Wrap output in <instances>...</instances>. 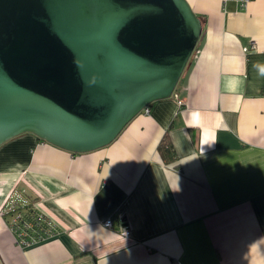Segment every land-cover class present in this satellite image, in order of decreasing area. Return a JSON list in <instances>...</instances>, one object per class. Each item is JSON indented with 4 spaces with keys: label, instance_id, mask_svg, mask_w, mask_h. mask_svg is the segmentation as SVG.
Listing matches in <instances>:
<instances>
[{
    "label": "crops",
    "instance_id": "1",
    "mask_svg": "<svg viewBox=\"0 0 264 264\" xmlns=\"http://www.w3.org/2000/svg\"><path fill=\"white\" fill-rule=\"evenodd\" d=\"M187 1L203 38L171 98L90 153L0 147V209L19 188L52 226L22 245L0 216L1 264H264V0Z\"/></svg>",
    "mask_w": 264,
    "mask_h": 264
},
{
    "label": "water",
    "instance_id": "2",
    "mask_svg": "<svg viewBox=\"0 0 264 264\" xmlns=\"http://www.w3.org/2000/svg\"><path fill=\"white\" fill-rule=\"evenodd\" d=\"M202 38L187 0H0V147L109 146L174 95Z\"/></svg>",
    "mask_w": 264,
    "mask_h": 264
},
{
    "label": "trees",
    "instance_id": "3",
    "mask_svg": "<svg viewBox=\"0 0 264 264\" xmlns=\"http://www.w3.org/2000/svg\"><path fill=\"white\" fill-rule=\"evenodd\" d=\"M158 151L165 163H172L176 160V152L173 147V144L169 139L168 134H166L163 140L161 141L158 147ZM15 191L21 193L24 196L25 200L29 201L28 205H20L19 208L16 210V214L19 213L23 217L20 224L23 226L26 222L32 221L38 225L35 229L27 233V235L25 236V240L29 243H33V239H38L37 241H39L46 237H49V233L46 234V230L48 228L46 220H44V218L41 217L40 214L33 207V204L36 202V200H32L28 195H26L25 191L19 188H16ZM13 216H15V212H9L3 217H10V219L12 220ZM10 219L9 223H11ZM20 224L18 225V227L20 226ZM15 236L17 238V241L21 242V240L16 234Z\"/></svg>",
    "mask_w": 264,
    "mask_h": 264
},
{
    "label": "built area",
    "instance_id": "4",
    "mask_svg": "<svg viewBox=\"0 0 264 264\" xmlns=\"http://www.w3.org/2000/svg\"><path fill=\"white\" fill-rule=\"evenodd\" d=\"M235 2H237L241 7H246L247 4L250 2V0H233ZM146 112H148V109L144 110ZM29 201L25 200L24 196L21 193H18L17 191H15V189H13L9 195L6 198L5 204L3 205V207L0 209V216H4L5 214L9 213V212H15V216H13L12 222H11V229L14 232V234H16L19 239L21 240V244L22 245H28L31 244L29 242H27L25 240V236L27 235V233L33 229L36 228V226H38L37 224H35L32 221L26 222L25 225H21L20 222L22 220V216L18 213L16 214V210L19 208L20 205H28ZM36 203L33 204L34 209L36 210ZM37 211V210H36ZM41 217L44 218V220H46L48 228H47V233H49V236L52 234V226L50 221L47 220V218L39 213ZM20 224V226L18 227V225ZM114 225L113 220L112 219H108L104 222V226L106 228H112ZM120 233L126 237L129 238L131 236V231L129 229V227L127 225H123L120 229ZM38 239H33V242L37 241Z\"/></svg>",
    "mask_w": 264,
    "mask_h": 264
}]
</instances>
